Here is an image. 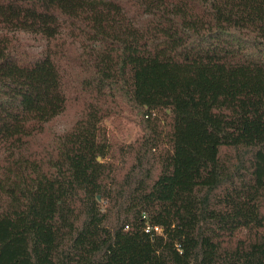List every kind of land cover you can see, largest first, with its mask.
I'll return each mask as SVG.
<instances>
[{
	"label": "trees",
	"instance_id": "16d2710c",
	"mask_svg": "<svg viewBox=\"0 0 264 264\" xmlns=\"http://www.w3.org/2000/svg\"><path fill=\"white\" fill-rule=\"evenodd\" d=\"M0 264H264V0H0Z\"/></svg>",
	"mask_w": 264,
	"mask_h": 264
},
{
	"label": "rangeland",
	"instance_id": "374dc122",
	"mask_svg": "<svg viewBox=\"0 0 264 264\" xmlns=\"http://www.w3.org/2000/svg\"><path fill=\"white\" fill-rule=\"evenodd\" d=\"M20 34L22 40L30 44L32 49L37 50L43 46V41H40L38 36L27 33ZM83 109L80 99L69 93L64 110L45 123V135L42 138L68 129L81 116ZM104 122L109 129L111 139L117 144L131 142L142 132L139 116L135 110L130 108H121L118 114L106 118Z\"/></svg>",
	"mask_w": 264,
	"mask_h": 264
},
{
	"label": "built area",
	"instance_id": "2783aa9c",
	"mask_svg": "<svg viewBox=\"0 0 264 264\" xmlns=\"http://www.w3.org/2000/svg\"><path fill=\"white\" fill-rule=\"evenodd\" d=\"M144 230L150 234L161 232V227L156 224H146Z\"/></svg>",
	"mask_w": 264,
	"mask_h": 264
}]
</instances>
